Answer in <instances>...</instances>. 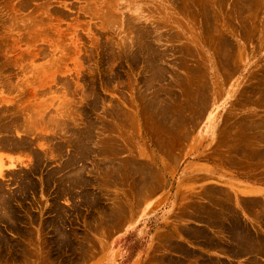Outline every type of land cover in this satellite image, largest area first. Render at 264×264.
I'll use <instances>...</instances> for the list:
<instances>
[{
  "label": "rangeland",
  "instance_id": "obj_1",
  "mask_svg": "<svg viewBox=\"0 0 264 264\" xmlns=\"http://www.w3.org/2000/svg\"><path fill=\"white\" fill-rule=\"evenodd\" d=\"M0 264H264V0H0Z\"/></svg>",
  "mask_w": 264,
  "mask_h": 264
}]
</instances>
